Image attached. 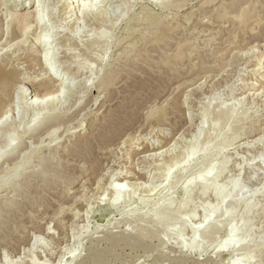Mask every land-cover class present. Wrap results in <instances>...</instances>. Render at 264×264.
I'll list each match as a JSON object with an SVG mask.
<instances>
[{"label":"rangeland","instance_id":"374dc122","mask_svg":"<svg viewBox=\"0 0 264 264\" xmlns=\"http://www.w3.org/2000/svg\"><path fill=\"white\" fill-rule=\"evenodd\" d=\"M57 1L30 0L36 38L2 40L20 80L0 122V264H264V0H83L79 19ZM26 79L51 88L27 96ZM118 111L130 130L95 141ZM157 166L171 178L151 192L138 177Z\"/></svg>","mask_w":264,"mask_h":264},{"label":"bare ground","instance_id":"6f19581e","mask_svg":"<svg viewBox=\"0 0 264 264\" xmlns=\"http://www.w3.org/2000/svg\"><path fill=\"white\" fill-rule=\"evenodd\" d=\"M35 1V0H34ZM59 1V0H58ZM57 1V2H58ZM94 1H96V0H94ZM20 0H11V1H8V0H4V4H6V9L9 11V12H7L8 13V17H6V20H7V18H10L9 19V21L7 22V26H8V28H9V30H12V31H9L8 30V32H7V34H6V32H4L5 31V29H4V31H3V29H1L2 31H0V46H2V48L0 49V122H1V119L2 118H4V116L7 114V110H8V104H10L11 105V103L9 102L8 104H7V91H8V94H9V92H10V86H12L11 84L12 83H16L17 84V82H16V78H17V76H18V74L19 73H17V70L16 69H14V67L13 68H11L10 66H9V62H8V60L6 59V57L5 56H16L15 54L16 53H14L15 51H13V53L11 54L10 52H8L9 50H11L10 48H9V50L8 51H3V46H5V45H11V46H15V44L17 43V42H15V41H19V39H21V37H28V35L27 34H31V33H34V32H32L31 30H32V28L34 27L35 28V25L36 24H33V23H37V24H39V21H40V15H41V13H40V10L38 9V7H35V3H33V5H31L30 6V0H29V7H25V4H23V5H20ZM39 2H41L42 3V1H39ZM54 2V1H53ZM65 2L67 3V5L69 6V8H71V11L74 13V15L75 16H77L76 17V19L78 18H85V17H88V15H87V13H88V11H87V8H84V6H85V3L83 2V0H65ZM87 2V1H86ZM92 2V1H91ZM2 3V4H3ZM38 3V2H37ZM46 3V2H45ZM93 3V2H92ZM91 3V4H92ZM95 3V2H94ZM1 4V3H0ZM3 4V5H4ZM44 4V3H43ZM87 4V3H86ZM2 6V5H1ZM4 7V6H3ZM62 9V8H61ZM0 10H1V7H0ZM77 10L79 11V13L77 12ZM4 11H6V10H4ZM3 11V12H4ZM45 11V10H44ZM43 11V12H44ZM1 14V13H0ZM43 14V13H42ZM69 14V13H68ZM45 17V16H44ZM67 17V16H66ZM1 18V17H0ZM64 18V17H63ZM1 22H2V19H1ZM4 22V21H3ZM2 22V23H3ZM6 22V21H5ZM4 22V23H5ZM150 24V23H149ZM0 25H1V23H0ZM4 25V24H3ZM6 25V24H5ZM63 25V24H62ZM62 25H61V27H62ZM38 26V25H37ZM40 26V25H39ZM1 28H3V27H1ZM64 28V27H63ZM64 30V29H63ZM31 31V32H30ZM30 32V33H29ZM48 32V31H47ZM50 33V32H49ZM35 34V33H34ZM37 34H39V36H40V33H37ZM7 35V36H6ZM27 35V36H26ZM55 35V34H54ZM31 36H33L32 34L29 36L30 38H31ZM24 37V38H25ZM28 37V40L30 39ZM33 38H36V37H34L33 36ZM38 38V37H37ZM40 38V37H39ZM43 38H44V36H43ZM3 39H5L6 41H4L3 43L5 44V45H3V43H2V40ZM26 39V38H25ZM22 40H23V38H22ZM21 40V42H23ZM38 41V39H35L34 41ZM36 41V42H37ZM14 42V44L12 45V43ZM24 42H26V41H24ZM38 42H40V44H43V46L45 45V46H48V45H51L50 44V40H49V38L48 37H46V39H44V40H42V38H41V40L39 39V41ZM17 44H19V43H17ZM24 44V43H23ZM26 45H27V43H25ZM24 44V45H25ZM20 45H22V44H20ZM23 45V46H24ZM25 45V46H26ZM29 45V44H28ZM39 45V44H38ZM60 45V44H59ZM18 46V45H17ZM41 46V45H40ZM40 46H38V47H40ZM57 46V45H56ZM62 46H63V44H62ZM71 46V45H70ZM93 46H94V44H93ZM31 47V46H30ZM42 47V46H41ZM51 47V46H50ZM91 47H92V45H91ZM13 48V47H12ZM15 48H19V47H15ZM14 48V49H15ZM22 47H20V49L19 50H22L21 49ZM69 48V47H68ZM6 49V48H5ZM25 49V48H24ZM33 49V48H32ZM19 50H18V52H19ZM30 50V49H29ZM46 50V49H45ZM71 50V49H70ZM27 51V50H26ZM17 52V53H18ZM28 52V51H27ZM28 53H30V52H28ZM27 53V54H28ZM39 53H40V51H39ZM45 53V52H44ZM26 54V55H27ZM31 56H32V54H30ZM21 56V55H20ZM33 56H36V55H33ZM42 56V55H41ZM52 56V55H51ZM10 58V57H9ZM21 58V57H20ZM36 58V57H35ZM11 59V58H10ZM14 59V58H13ZM16 60V59H15ZM38 60V59H37ZM36 60V61H37ZM50 60V59H49ZM21 62V61H20ZM35 62V61H34ZM40 63V62H39ZM51 63V62H50ZM11 64V63H10ZM35 64V63H34ZM42 64V63H41ZM46 65V64H45ZM50 65V64H49ZM65 65V64H64ZM67 65V64H66ZM68 65H69V63H68ZM36 66V65H35ZM40 66V65H39ZM42 66V65H41ZM46 67V66H45ZM67 67V66H66ZM82 67V66H81ZM79 68V67H78ZM77 68V69H78ZM81 69V68H80ZM83 69V68H82ZM85 69V68H84ZM24 70V69H23ZM68 70V69H67ZM73 70V69H72ZM79 70V69H78ZM87 70V69H86ZM28 71V70H27ZM85 71V70H84ZM29 72V71H28ZM45 72V71H44ZM48 72H53V74L55 75V76H57L58 77V73L56 72V70L54 69V67H52V66H49V68H48ZM26 73V72H25ZM35 73V72H34ZM43 73V72H42ZM49 73V74H50ZM118 73L119 72H114V74H112L110 77H109V79L107 80V81H105V82H103L102 84H101V87H100V91H101V93H105V92H108L109 90L108 89H110L109 87L111 86V85H113L114 84V82L116 81V76L118 75ZM111 74V73H110ZM21 75V74H20ZM47 75V74H46ZM78 75V74H77ZM29 76V75H28ZM52 76V75H51ZM51 76L49 77L48 76V81L50 80L49 78H51ZM45 77V76H44ZM32 78V77H31ZM47 78V77H46ZM18 80H20L19 78H17ZM52 79V78H51ZM75 79V78H74ZM25 81V80H24ZM26 81H28L27 82V88H26V90L24 91V92H27L26 93V95L28 96V95H32V90H30V88L31 89H33V93L35 94V97L37 96L38 98L42 95V93H44L43 91H45L46 89H50L51 87H50V85H49V83H48V81H46L45 83H41L40 82V84L39 83H37L36 81H34L33 83L30 81V80H27L26 79ZM31 82V83H30ZM36 82V83H35ZM52 82V81H51ZM50 82V83H51ZM55 82H56V80H55ZM26 82H24V84H25ZM48 83V84H47ZM59 83V82H58ZM15 84V85H16ZM44 84V85H43ZM55 84V85H54ZM53 85L54 86H56V83H54ZM39 85H40V87H39ZM57 85H59V84H57ZM68 85H70V84H68ZM22 86V85H21ZM24 86V85H23ZM26 86V85H25ZM41 86H43V88L41 87ZM10 87V88H9ZM13 87H15V86H13ZM71 87H72V85H71ZM112 87V86H111ZM28 88H29V91H28ZM53 88H59V90L58 91H60V93L62 92L61 90L63 89V88H67L66 87V85H65V83L64 82H62L60 85H59V87H53L52 86V89ZM25 89V88H24ZM52 89H51V91H52ZM22 90V89H21ZM20 90V91H21ZM47 90V91H48ZM55 89H53V91H54ZM66 90V89H65ZM65 90H64V92H65ZM50 91V92H51ZM69 91V90H68ZM23 92V94H25ZM262 92V91H261ZM99 93V92H98ZM109 93V92H108ZM15 94H16V92H15ZM19 94H22V91H21V93H19ZM22 94V95H23ZM50 94V93H49ZM54 94H55V91H54ZM57 94H59V93H57ZM107 94V93H106ZM50 95H52V93L50 94ZM50 95H49V97H50ZM9 96V95H8ZM14 97V96H13ZM22 97V96H21ZM20 97V98H21ZM44 97V99H46V100H41L42 102H46V103H51V100L50 99H48L49 97L46 95H44L43 96ZM52 97H53V95H52ZM258 97H259V95H258ZM12 98V97H11ZM11 98H9V99H11ZM25 98V97H24ZM54 98V97H53ZM109 98V97H108ZM112 98H114V97H112ZM36 99V98H35ZM35 99H34V103L32 104V105H37L39 102H40V100H38V99H36V101H35ZM90 99V98H89ZM93 99H95V98H93ZM116 99H117V97H116ZM12 100V99H11ZM55 100V99H54ZM92 100V99H91ZM109 100V99H108ZM17 101V100H16ZM112 101V100H111ZM15 102V101H14ZM13 102V103H14ZM30 102V101H29ZM38 102V103H37ZM42 102H40L41 104H42ZM93 102V101H92ZM91 102V103H92ZM109 102V101H108ZM39 103V104H40ZM103 103H105V102H103ZM18 104V103H17ZM25 104V103H24ZM9 105V106H10ZM13 105V104H12ZM27 105V104H26ZM51 105V104H50ZM29 106V105H28ZM13 107V106H12ZM34 107V106H33ZM9 109H11V107L9 108ZM14 109V108H13ZM12 109V110H13ZM84 109V108H83ZM82 109V107H81V110H83ZM86 109V108H85ZM79 110V109H78ZM9 111H11V110H8V112ZM111 113V112H110ZM116 113V112H115ZM114 113V118L112 119L111 117H109V118H111V120L109 119V124L107 123L106 125H105V127L104 128H106V132H105V134L104 133H102V134H100L97 138H96V140L95 139H91V140H95V141H98L99 143H107V142H110V141H113L114 142V140L116 141V138H117V140H118V136L123 132H127V131H125L126 129H129V127L131 126V124L135 121V119L134 118H126V116H124V111H118L116 114ZM79 114V113H78ZM84 114V113H83ZM8 115V114H7ZM77 116V115H76ZM75 116V117H76ZM79 116V115H78ZM229 116H230V114L229 113H222L220 116H219V118L220 119H224V120H227V119H229ZM52 117V116H51ZM54 117V116H53ZM8 118V117H7ZM126 119V120H125ZM49 120H51V119H49ZM48 120V121H49ZM74 120V119H73ZM79 120V119H78ZM75 121V120H74ZM76 121H77V119H76ZM75 121V122H76ZM50 122V121H49ZM75 122H73V125L75 124ZM98 122V121H97ZM137 122V121H136ZM135 123V122H134ZM61 124H62V122H61ZM65 124H68L67 122H65ZM2 125V124H1ZM72 125V126H73ZM67 126V125H66ZM80 126V125H79ZM82 126V125H81ZM133 127H134V125H132ZM69 127V126H68ZM76 127V126H75ZM83 127V126H82ZM91 127V126H90ZM93 128V127H92ZM131 128V127H130ZM139 128V127H138ZM77 129V128H76ZM132 129H135V128H132ZM130 130V129H129ZM153 130V129H152ZM67 131V130H66ZM69 131V130H68ZM90 131V130H89ZM97 131V130H96ZM71 132V131H70ZM73 132V131H72ZM95 132V131H94ZM132 132V134H135V133H133V131H131ZM131 132H129V133H131ZM138 132V131H137ZM136 132V133H137ZM142 132V131H141ZM129 133H127L128 135H129ZM149 133V132H148ZM94 135V134H93ZM125 135V134H124ZM138 135V134H137ZM147 135V134H146ZM81 136V135H80ZM92 136V135H91ZM121 136H122V134H121ZM130 136V135H129ZM94 137V136H93ZM127 137V136H126ZM80 138V137H79ZM95 138V137H94ZM129 138V137H128ZM131 138V137H130ZM86 139V138H85ZM89 139V138H88ZM166 139V138H165ZM126 140V139H125ZM124 140V141H125ZM88 141H90V139L88 140ZM95 141H93V142H95ZM129 141V140H128ZM131 141V140H130ZM158 141V140H157ZM92 141H91V143H93ZM119 142V141H118ZM163 142V141H162ZM88 143V142H87ZM121 143V142H120ZM125 143V142H124ZM169 143V142H168ZM82 144V143H81ZM88 144H90V143H88ZM98 144V143H97ZM101 144V145H102ZM95 145H96V143H95ZM100 145V144H99ZM98 145V147H100ZM104 145H106V144H104ZM113 145V144H112ZM111 145V146H112ZM155 145V144H154ZM75 146V145H74ZM82 146V145H81ZM89 146V145H88ZM90 146H91V144H90ZM107 146V145H106ZM106 146H104V147H106ZM110 146V145H109ZM115 146V145H114ZM164 146V145H163ZM247 146V145H246ZM249 146V145H248ZM92 147V146H91ZM90 147V148H91ZM152 147V146H151ZM251 147V146H250ZM73 148V147H72ZM76 148V147H75ZM77 148H80V147H77ZM88 148V147H87ZM107 148V147H106ZM106 148H104V149H106ZM122 148V147H121ZM147 148V150H148V147H146ZM150 148V147H149ZM89 149V148H88ZM153 150L155 149V151H156V147H154V148H152ZM91 150H92V148H91ZM150 150V149H149ZM94 151V150H93ZM72 152H74V151H72ZM84 152H85V150H84ZM106 152V151H105ZM138 152V151H137ZM147 152V151H146ZM149 152V151H148ZM161 152V151H160ZM75 153V152H74ZM99 153V152H98ZM109 153H111V152H109ZM139 153V152H138ZM150 153V152H149ZM164 153H166L165 151H164ZM73 154V153H72ZM78 154V153H77ZM114 154V153H113ZM151 154V153H150ZM150 154H148V155H150ZM153 154V153H152ZM154 154H156V153H154ZM163 154V153H162ZM78 155H80V154H78ZM85 155V154H84ZM106 155V154H105ZM104 155V156H105ZM142 155V154H141ZM157 155V154H156ZM166 155H168V153L166 154ZM75 156H76V154H75ZM80 156H82V155H80ZM161 156V155H160ZM72 157H73V155H72ZM77 157V156H76ZM79 157V156H78ZM83 157V156H82ZM119 157V156H118ZM151 157V156H150ZM167 157V156H166ZM84 158V160H85V157H83ZM105 158V157H104ZM108 158V157H107ZM114 158V157H113ZM148 158V157H147ZM72 159H74V157L72 158ZM76 159V158H75ZM79 159V158H78ZM161 159V158H160ZM107 160V159H106ZM150 160V159H149ZM141 161V160H140ZM146 161V160H145ZM112 162H114V161H112ZM18 163V162H17ZM103 163H105V162H103ZM229 163V159H227L226 160V162H225V165H227ZM23 165V164H22ZM109 165V164H108ZM139 165V164H138ZM105 166V165H104ZM117 166V165H116ZM124 166V165H123ZM148 166V165H147ZM155 166V165H154ZM107 167V166H106ZM109 167V166H108ZM145 167V166H144ZM151 167V166H150ZM98 168V167H97ZM117 168V167H116ZM101 169V168H100ZM113 169H115V168H113ZM120 169V168H119ZM124 169V168H123ZM132 169V168H131ZM150 169V168H149ZM157 169H158V166H157ZM160 169V168H159ZM155 170L154 169V171H158V172H156V176H154V177H148V176H146V175H143L142 174V176L141 177H138L139 179H145V180H149L150 182H152V183H157L156 185H154L152 188H151V192H154V191H156L158 188H162V187H164L165 186V183L166 182H168V181H170V178H171V174H170V172L167 170V172H165L166 170L165 169H163V170H165V171H163L162 172V169H160V170ZM225 169V168H224ZM112 171V170H111ZM118 172V171H117ZM124 172V171H123ZM150 172V171H149ZM165 172V173H164ZM116 173V172H115ZM122 173V172H121ZM125 173V172H124ZM120 174V173H117V175L115 176V178L117 177V180L118 181H124V180H127V179H129L128 178V176L126 175V174ZM139 174V173H138ZM207 174H211V171H209ZM115 175V174H114ZM154 175V174H153ZM206 175H203L202 177H200V183L203 181V179H204V177H205ZM113 179H114V176L112 177ZM131 179V178H130ZM109 180H110V178H109ZM117 182V181H116ZM134 182V181H133ZM123 183V182H122ZM127 183V182H126ZM149 183V182H148ZM161 183V184H160ZM102 184V183H101ZM124 184H125V182H124ZM124 184H119V182L114 186V184H113V186H114V191H115V193L116 194H119V193H121L122 191H123V186H125ZM137 185V184H136ZM144 185V184H143ZM153 185V184H152ZM151 186V185H150ZM146 188V187H145ZM102 189V188H101ZM210 188L209 187H207V186H204L203 187V192L204 193H206L208 190H209ZM113 191V192H114ZM160 191V190H159ZM213 192H215L214 190H213ZM217 195V194H216ZM83 198V197H82ZM118 204V199H116L114 202H113V205H117ZM211 210L206 214V219H208L209 217H210V214H211ZM193 214H195V212L193 213ZM192 214V215H193ZM194 216V215H193ZM194 218V217H193ZM200 228V226L198 227V229ZM196 229L197 228H195L194 230L196 231ZM214 229H218L217 227H214ZM194 231V232H195ZM197 242V241H196ZM195 243V242H194ZM196 244V246L198 247V243H195ZM196 248V247H195ZM197 249H199V248H197Z\"/></svg>","mask_w":264,"mask_h":264}]
</instances>
